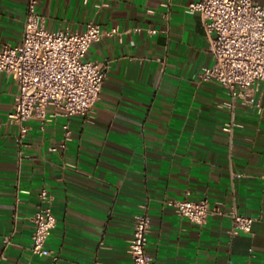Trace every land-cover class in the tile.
<instances>
[{"label":"crops","instance_id":"1","mask_svg":"<svg viewBox=\"0 0 264 264\" xmlns=\"http://www.w3.org/2000/svg\"><path fill=\"white\" fill-rule=\"evenodd\" d=\"M36 1L49 31L81 32L93 21L118 34L87 53L109 63L89 118L30 120L21 142L8 121L16 81L0 73V264H131L133 218L145 213L155 264H264V82L260 111L239 102L232 110L225 88L198 78L213 60L200 15L187 8L195 0ZM26 3L0 0V45L20 42ZM43 188L56 262L29 249ZM183 199L235 208L251 232L231 236L219 214L202 224L179 217L167 202Z\"/></svg>","mask_w":264,"mask_h":264},{"label":"built area","instance_id":"2","mask_svg":"<svg viewBox=\"0 0 264 264\" xmlns=\"http://www.w3.org/2000/svg\"><path fill=\"white\" fill-rule=\"evenodd\" d=\"M169 2L162 0L161 5L167 7ZM36 4V0H27L20 42L0 45V73L14 78L17 85L8 121L18 129V142L26 136V123L30 120L44 123L58 116L89 118L109 63L90 61L87 53L102 36L118 34L117 28L105 31L93 21L87 22L81 32L49 31L36 13ZM187 8L199 13L213 60L212 65L199 70L198 78L203 82L215 81L227 90L230 102L224 106L233 110L239 102L260 111L255 94L264 82V6L256 0H195ZM235 126L231 120L222 130L230 134ZM63 130L65 139H69L68 126H63ZM37 200L30 217L33 232L29 249L35 256L50 257L56 262L57 256L46 247L56 224L52 198L43 188L38 191ZM167 203L179 217L192 223L202 224L210 215L219 214L230 220L231 236L251 232L252 219L235 208H211L206 199ZM149 228L146 213L133 218L127 246L131 264H155L146 250ZM9 243L10 236L4 239L5 246Z\"/></svg>","mask_w":264,"mask_h":264}]
</instances>
